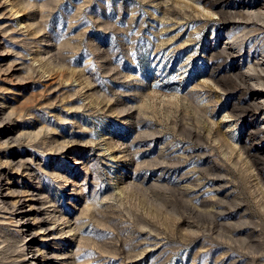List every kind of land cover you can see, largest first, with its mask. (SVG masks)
<instances>
[{
    "label": "rangeland",
    "instance_id": "rangeland-1",
    "mask_svg": "<svg viewBox=\"0 0 264 264\" xmlns=\"http://www.w3.org/2000/svg\"><path fill=\"white\" fill-rule=\"evenodd\" d=\"M33 253L264 264V0H0V264Z\"/></svg>",
    "mask_w": 264,
    "mask_h": 264
},
{
    "label": "bare ground",
    "instance_id": "bare-ground-1",
    "mask_svg": "<svg viewBox=\"0 0 264 264\" xmlns=\"http://www.w3.org/2000/svg\"><path fill=\"white\" fill-rule=\"evenodd\" d=\"M12 9V8H11ZM14 10H16V9H14ZM22 207V206H21ZM23 208V207H22ZM31 208V207H30ZM30 208H29V210H30ZM24 211V210H23ZM28 214V213H27ZM49 220V219H48ZM51 225V224H50ZM43 228H45V230H51V226H48V224H46V226H44ZM54 229V228H53ZM52 231V230H51ZM41 250V249H40ZM26 255V254H25ZM28 255H26V257H27ZM23 258H25V257H23ZM24 260V262H26V264H41V261H40V258H39V256H37V253H33L32 255H31V257L30 258H25V259H23Z\"/></svg>",
    "mask_w": 264,
    "mask_h": 264
}]
</instances>
